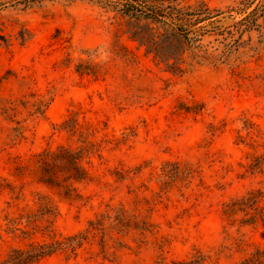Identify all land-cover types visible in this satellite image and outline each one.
Wrapping results in <instances>:
<instances>
[{
	"label": "rangeland",
	"instance_id": "obj_1",
	"mask_svg": "<svg viewBox=\"0 0 264 264\" xmlns=\"http://www.w3.org/2000/svg\"><path fill=\"white\" fill-rule=\"evenodd\" d=\"M156 4L211 14L192 28L203 63L186 51L168 70L136 39L158 26L116 0H0V263L119 209L137 228L107 222L105 246L90 233L37 264H240L264 248L240 211L264 209V0ZM61 148L87 150L86 180L44 183L39 157Z\"/></svg>",
	"mask_w": 264,
	"mask_h": 264
},
{
	"label": "trees",
	"instance_id": "obj_2",
	"mask_svg": "<svg viewBox=\"0 0 264 264\" xmlns=\"http://www.w3.org/2000/svg\"><path fill=\"white\" fill-rule=\"evenodd\" d=\"M164 1L116 0L120 6L118 9L120 14L158 26L154 33L139 35L136 39L140 46L146 48V54L153 55L154 59L164 63L168 70L172 72L182 71L180 64L183 63V60L181 57L186 51L190 53L192 59L200 64L203 63L206 57L199 51L201 39L196 34L203 27H199L198 30H192V28L211 20V14L201 13L197 9L188 12L183 8L165 7L164 4L158 6L156 4ZM173 1L178 2L180 0ZM247 6L251 7V4L249 3ZM202 7H205L208 11L205 4H202ZM159 31L164 32L161 33ZM86 153V149L74 152L70 149L61 148L56 152L41 154L39 164L42 170V180L51 186H58L61 182L68 186L71 181L81 182L86 180L88 177L87 172L80 164ZM60 174L63 175L62 178H60ZM251 197L241 199L242 207L240 211L250 216L251 213H247L248 210H254L255 215H252L247 222L254 223L257 220H262L264 226V209L259 211L255 209ZM107 222L110 224L109 229L118 233H125L135 226L137 228L138 225L135 221L125 216L123 209L114 210L101 215L95 221H90L88 224L89 228L84 233L67 237L65 242L34 244L26 250L15 249L0 264H37L42 259L50 257L59 251L69 250L74 252L76 248L81 247L83 242L88 239L90 233L101 234L102 244L105 246L104 238L107 227L105 225ZM261 236L264 239V232ZM202 262L203 258L199 256L186 261H178L175 264H203ZM240 264H264V248L257 247Z\"/></svg>",
	"mask_w": 264,
	"mask_h": 264
}]
</instances>
